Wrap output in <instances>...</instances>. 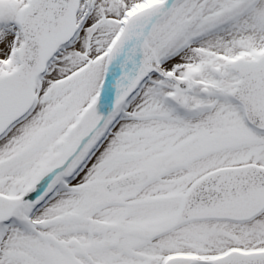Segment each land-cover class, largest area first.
<instances>
[{
	"label": "snow or ice",
	"instance_id": "1",
	"mask_svg": "<svg viewBox=\"0 0 264 264\" xmlns=\"http://www.w3.org/2000/svg\"><path fill=\"white\" fill-rule=\"evenodd\" d=\"M0 264H264V0H0Z\"/></svg>",
	"mask_w": 264,
	"mask_h": 264
}]
</instances>
